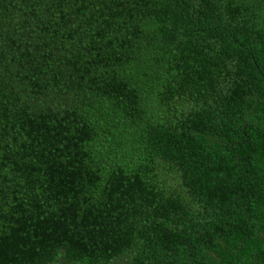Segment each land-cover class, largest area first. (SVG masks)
Returning <instances> with one entry per match:
<instances>
[{"label": "trees", "instance_id": "1", "mask_svg": "<svg viewBox=\"0 0 264 264\" xmlns=\"http://www.w3.org/2000/svg\"><path fill=\"white\" fill-rule=\"evenodd\" d=\"M0 264H264V0H0Z\"/></svg>", "mask_w": 264, "mask_h": 264}]
</instances>
